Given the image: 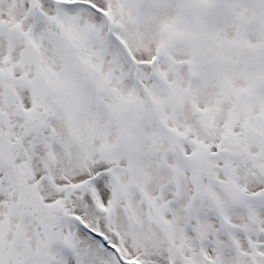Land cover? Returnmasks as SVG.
Instances as JSON below:
<instances>
[{"label":"snow or ice","instance_id":"obj_1","mask_svg":"<svg viewBox=\"0 0 264 264\" xmlns=\"http://www.w3.org/2000/svg\"><path fill=\"white\" fill-rule=\"evenodd\" d=\"M0 264H264V0H0Z\"/></svg>","mask_w":264,"mask_h":264}]
</instances>
